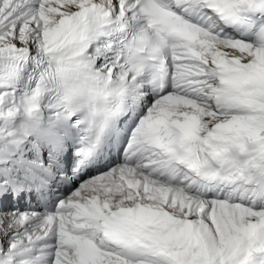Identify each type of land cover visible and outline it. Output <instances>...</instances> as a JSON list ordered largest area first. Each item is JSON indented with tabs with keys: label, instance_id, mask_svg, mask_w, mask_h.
I'll return each mask as SVG.
<instances>
[{
	"label": "snow or ice",
	"instance_id": "1",
	"mask_svg": "<svg viewBox=\"0 0 264 264\" xmlns=\"http://www.w3.org/2000/svg\"><path fill=\"white\" fill-rule=\"evenodd\" d=\"M0 264H264V0H0Z\"/></svg>",
	"mask_w": 264,
	"mask_h": 264
}]
</instances>
